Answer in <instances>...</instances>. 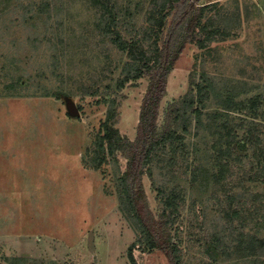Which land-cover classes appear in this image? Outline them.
<instances>
[{"label":"rangeland","instance_id":"obj_1","mask_svg":"<svg viewBox=\"0 0 264 264\" xmlns=\"http://www.w3.org/2000/svg\"><path fill=\"white\" fill-rule=\"evenodd\" d=\"M149 2L119 0L131 4L137 29L147 24ZM200 2L217 3L209 12L217 22L219 14L237 20L230 35L212 44L214 55L205 65L206 50L186 46L169 74L160 121L168 103L188 91L193 71L196 81L210 85L205 111L220 109L218 99L233 83L248 82V92L238 90L235 100L258 97L259 116L230 114L244 127L236 131L239 160L232 161L226 184L212 177L218 170L216 128L212 132L204 118L206 126L198 132L193 126L185 139L190 151L185 163L197 167L198 178L172 173L168 161L160 160L144 175V189L158 215V187L177 188L181 206L171 233L183 264H257L264 243L257 244L255 255L238 245L250 235L264 238V156H254L255 146L264 148V0ZM138 3H144L142 12ZM96 17L91 0H0V264H132V247L138 264H169L160 249L141 243L138 227L122 209L117 178L126 158L119 154L118 163L110 156L100 167L91 162L107 101L117 98L116 126L134 139L149 83L145 75L118 88L125 55L113 46L104 52ZM12 83L17 86L11 89ZM91 85L100 94H89ZM231 190H244L249 207H261L258 224L245 227L241 238V228L228 226L221 212L223 191ZM220 243L228 244V254Z\"/></svg>","mask_w":264,"mask_h":264},{"label":"trees","instance_id":"obj_2","mask_svg":"<svg viewBox=\"0 0 264 264\" xmlns=\"http://www.w3.org/2000/svg\"><path fill=\"white\" fill-rule=\"evenodd\" d=\"M91 3L96 8L95 25L100 32V40L104 41L102 43L104 52L110 51L113 46L119 53L125 55L121 68L123 76L117 79L118 88L122 89L127 82L145 75L149 77L141 103L137 135L134 139L122 134L116 126L117 98L107 101L106 119L92 150V165L100 167L110 156L119 163V154L126 158V168L117 178L122 209L138 227L139 240L145 247L160 249L166 255L169 264H183L181 250L173 242L171 233V227L179 215L181 206V197L177 188L158 187L162 208L157 215L149 204L143 177L152 171L151 167L155 162L167 160L166 166L173 168L170 172L196 180L197 167L191 168L185 163L184 157L190 152L185 139L193 126L196 132L206 126L203 119L207 118V126L212 132L216 128L217 137L214 146L217 150L218 170L212 177L217 185L220 182L224 184L228 182L226 178L231 171L232 161L239 160L233 146L236 131L244 127V124L236 123L230 114L245 111L254 120L259 116L258 97L239 102L235 100L238 90L248 92L251 87L248 82L241 85L233 83L231 88L227 89V95L219 97L220 109L205 111L207 100L210 98V85L196 81L193 71L190 74L188 91L179 100L168 103L163 111L162 121L160 117L161 102L167 94L169 74L186 46L192 43L206 50L201 60V64L205 65L206 57L214 55L215 47H212V44L221 40V37L230 35L229 26L237 18L234 21L229 15L223 17L219 14V22H217L215 15L214 17L209 15L212 8L217 6L216 2L202 4L200 0H150L146 10L144 3L137 4L138 11H145L147 23L137 29L136 13L130 3L122 5L119 0H91ZM48 4L49 2L42 6L41 10H47ZM221 20L224 26L221 25ZM135 29L132 38L125 36L126 32L131 33ZM202 76L204 80L209 81L207 73L203 72ZM213 78L210 79L214 84ZM16 86L12 83L10 88ZM111 86L109 84L108 88ZM88 88L89 94H100V87L91 85ZM255 148L254 156L260 160V157L264 156V148L259 149L258 146ZM180 157L183 159L178 160ZM229 191H223L224 196L220 201L221 212L228 226L237 225L236 227L241 228L238 229V237L241 238L245 235V227L258 224L261 207L259 204L249 207V201L244 200L246 194L244 190L243 193ZM255 198L256 196L253 201ZM263 239L250 235L249 240L240 242L238 248L242 251L248 248L249 252L255 255V247L259 243L263 244ZM222 241L224 242V238ZM228 244H219L226 254L229 253H227ZM262 256L264 251L261 250L257 257L260 259L256 260L257 264H264ZM129 258L132 264H138L133 247L129 251Z\"/></svg>","mask_w":264,"mask_h":264},{"label":"water","instance_id":"obj_3","mask_svg":"<svg viewBox=\"0 0 264 264\" xmlns=\"http://www.w3.org/2000/svg\"><path fill=\"white\" fill-rule=\"evenodd\" d=\"M71 108L74 110V107H73V105L71 104Z\"/></svg>","mask_w":264,"mask_h":264}]
</instances>
